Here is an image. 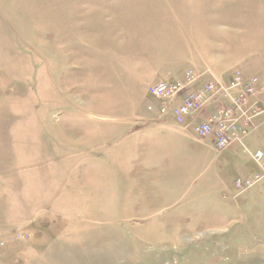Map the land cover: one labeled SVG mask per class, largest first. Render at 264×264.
Instances as JSON below:
<instances>
[{
  "label": "rangeland",
  "instance_id": "1",
  "mask_svg": "<svg viewBox=\"0 0 264 264\" xmlns=\"http://www.w3.org/2000/svg\"><path fill=\"white\" fill-rule=\"evenodd\" d=\"M194 6L216 14L217 56L197 57L169 82L204 68L197 72L221 83L234 73L264 80V0H0V101L20 104L28 131L21 147L43 153L19 159L28 185L0 187V204L23 188L34 198L0 227V264H264V180L216 196L204 170L181 177L173 199L146 201L136 191L167 181L143 187L147 157L129 145L137 130L164 119L148 110V95L134 104L131 91L107 88L116 78L131 85L144 69L124 61L172 40L168 26L156 32L166 19L155 12ZM194 137L209 146L206 159L223 153Z\"/></svg>",
  "mask_w": 264,
  "mask_h": 264
},
{
  "label": "crops",
  "instance_id": "2",
  "mask_svg": "<svg viewBox=\"0 0 264 264\" xmlns=\"http://www.w3.org/2000/svg\"><path fill=\"white\" fill-rule=\"evenodd\" d=\"M130 11L129 16L135 15L132 10ZM195 13L202 17L198 22L192 21ZM153 18L155 20L166 19L164 24L161 23L157 26L156 32L164 34V32H167L166 26H168L172 40L168 41L167 44L164 42L156 47L157 42L162 39L159 38L153 42L152 49L156 52H162L167 49L169 52L162 55H156V52L152 55L148 52L147 58L146 56L136 58L135 62L129 60L128 63L125 60L124 65L132 64L137 71L144 69L143 72H138L135 76L136 78L133 77L135 80H132L131 85H123L124 81L122 80L124 78L121 80L116 78L111 82L112 84L109 83L110 85H107V88L111 90L131 91V96H134L132 99L134 104L139 102L140 92L153 99L151 92L154 88L159 83H169L171 77L183 72V68L188 62L195 65L197 57L215 58L217 56L214 49L215 40L211 36L219 31L214 11H208L207 8L199 6H194L190 9L170 8L155 12ZM172 18L175 19L174 22H172ZM178 23L180 25H177ZM205 47L209 52H205ZM170 49L173 50L172 54H170ZM201 52L203 53L201 54ZM201 70L197 71L208 72L207 70L209 69L204 68ZM206 79H212L210 73H206ZM259 81L264 80L259 79ZM132 91L134 92L132 93ZM125 95H128V93ZM253 100L261 103L263 112L254 120L255 128L246 137L244 147L251 153L261 151L264 161V86H258V92ZM13 103L14 100L9 99L0 101V187L14 185L23 187L28 185V177L18 176L24 170V167H21L23 164H21L22 162L19 159L24 155L40 157L43 154L40 148L36 146H33L28 151H24L23 147H21L23 144L21 142L24 140L23 136L28 133V131L21 132V127L27 123V119L24 116L22 120L20 109L17 110L14 106H20V104ZM23 112L25 111L23 110ZM162 120L137 130V137L135 139L134 137L131 138V145H129L131 155L137 149L138 155L140 156L141 154L142 159L144 156L147 157L140 163V169L147 168L145 173L139 175L148 181L146 184L143 180L141 181L143 187L147 185L150 187L151 181L149 180L151 179H159L162 183L167 181V185L164 187L162 185L152 187L153 191L151 187H146L144 190L141 189L139 192L136 191L139 195L143 194L146 201L159 199L166 202L173 199L184 185L179 182L183 179L181 177H186L187 175L197 177V175H203L204 170H209L210 172V177L215 185L214 194L216 196L225 187L231 185L233 188V183L236 179L251 176L256 172L255 163L242 146L233 145L219 155L211 153V158L206 159L207 154L210 153L203 149L204 147H209L206 142L202 144L196 140L199 142L198 144L190 128L177 125L172 117L166 116ZM20 139L23 140L20 141ZM135 140L137 141L136 143ZM209 165L210 169L205 167ZM34 181H37L36 177H34ZM174 189H177V191ZM23 190L24 188L21 190L22 196L20 198H13L11 203L6 198L0 204V219H2L0 220V227L9 225V219L16 217L23 207L34 201L33 194L30 193L32 191L25 189L29 195L27 197ZM186 192L187 190L184 191L183 196Z\"/></svg>",
  "mask_w": 264,
  "mask_h": 264
},
{
  "label": "built area",
  "instance_id": "3",
  "mask_svg": "<svg viewBox=\"0 0 264 264\" xmlns=\"http://www.w3.org/2000/svg\"><path fill=\"white\" fill-rule=\"evenodd\" d=\"M257 84L264 86V81L245 79L234 73L227 83H221L191 69L182 81L159 83L151 92L155 105L148 110L155 106L159 119L170 116L177 125L189 127L197 138H210L216 152L233 145L242 146L258 171L249 179L234 181L239 193L264 180L262 152L251 153L244 147L246 137L255 128L254 120L263 112L261 103L253 100L258 92Z\"/></svg>",
  "mask_w": 264,
  "mask_h": 264
}]
</instances>
